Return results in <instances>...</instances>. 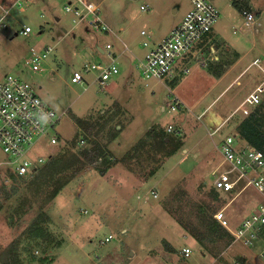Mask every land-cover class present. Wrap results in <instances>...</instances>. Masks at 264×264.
I'll list each match as a JSON object with an SVG mask.
<instances>
[{"label":"rangeland","instance_id":"obj_1","mask_svg":"<svg viewBox=\"0 0 264 264\" xmlns=\"http://www.w3.org/2000/svg\"><path fill=\"white\" fill-rule=\"evenodd\" d=\"M94 1L101 14H108L109 34L121 10L127 11L122 22L124 38L147 28L152 17L151 9H140L149 0ZM150 1L162 6L156 10L166 13L171 23L190 7L188 0H172L171 5H165L166 0ZM209 1L218 9L219 19L170 75L160 81L144 80L133 65V81L127 84L123 62L114 59L119 73L112 80L128 99L125 107L124 101L109 99L94 81L95 71L83 72L86 55L93 52L90 35L102 47L109 43L111 52L116 41L111 34L95 29L86 32L83 28L90 16L74 23L63 9L64 0H0L1 7L12 9L9 26L0 34V82L7 73L19 74L59 115L57 143H43L32 150L43 157L41 167L63 149L62 160L71 166L73 157L89 148L93 140L117 160L104 176L86 163L44 204L21 185L0 207V254L33 223L42 222L44 235L39 246L24 256L26 264H231L244 253L248 264H264L259 256L264 233L254 240L250 251L232 243L231 238L204 239L200 245L189 233L192 227H200L197 209L201 205L224 208L233 228L256 205L264 204L252 187L238 195L217 192L218 203L211 195L210 178L222 160V139L232 135L237 142H244L238 133V125L247 116L239 109L241 101L257 85H264V0H249V21L231 0ZM23 24L32 31L15 35L13 30ZM32 47L52 48L40 71L24 65ZM91 54L92 62L111 61L106 54ZM74 70L83 75L82 83L70 81ZM173 98L179 106L175 111L168 106ZM260 104H264V93ZM254 107L248 108V113ZM161 132L167 135L166 142L171 140L159 146L155 137ZM84 134L90 135L85 138ZM135 147L139 153L127 159ZM4 158L0 150V183L9 170ZM153 190L157 197H152ZM108 235L112 238L105 241ZM23 244L20 241L19 249ZM183 247L192 250L189 259L182 257Z\"/></svg>","mask_w":264,"mask_h":264},{"label":"built area","instance_id":"obj_2","mask_svg":"<svg viewBox=\"0 0 264 264\" xmlns=\"http://www.w3.org/2000/svg\"><path fill=\"white\" fill-rule=\"evenodd\" d=\"M190 8L184 14L180 23L155 46L149 47L148 41H143L142 46L146 48L142 60L138 64L141 76L144 80H158L170 75L174 68L182 61L184 55L201 42L219 19V11L209 0H188ZM147 4L140 6L141 10L148 9ZM63 9L70 13L73 22L78 23L90 19L88 25L100 32H107L108 27L100 12L99 3L94 0H64ZM247 20L252 15L246 11L242 12ZM12 9L0 6V34L5 32L9 26V17ZM15 35L25 36L32 31L29 25L23 24L13 30ZM145 32L141 31V35ZM111 46L106 45L105 54L111 61L107 64L89 61L83 66V72L95 71L97 74L94 81L104 87L105 83L115 77L118 67L109 52ZM50 48L43 50L30 48L24 61L31 71L42 70L41 63L46 58ZM254 63H258V60ZM264 71V67L262 68ZM70 81L82 83L83 75L79 71H72ZM264 93L263 83L257 85L254 90L246 96L239 109L248 114V108L254 107L261 102ZM173 104L168 106L175 111L179 106L176 98ZM59 115L50 108L37 94L31 84L19 74L7 73L0 82V150L5 155L4 162L9 172L17 177H28L44 164L43 157L32 154V150L43 143L55 144L58 135L55 127ZM171 126L166 131L170 132ZM213 132L209 134L212 136ZM222 160L215 170L210 173L212 188L220 193L240 194L246 188L252 187L264 198V153L248 145L245 141L237 142L232 135H226L219 146ZM152 197H157L156 192H150ZM213 218L225 228L232 236V243L242 245L246 250H251L254 240L259 239L264 233V204L256 205L249 215L244 218L238 226L231 228L230 222L224 212L219 208ZM112 238L108 235L105 241ZM244 253V252H243ZM183 258L189 259L192 250L183 247L181 250ZM246 253L241 254L231 264H248ZM264 260V249L259 255Z\"/></svg>","mask_w":264,"mask_h":264},{"label":"trees","instance_id":"obj_3","mask_svg":"<svg viewBox=\"0 0 264 264\" xmlns=\"http://www.w3.org/2000/svg\"><path fill=\"white\" fill-rule=\"evenodd\" d=\"M232 5L239 12H249V0H231ZM264 104L256 105L252 111H249L247 116L238 125V133L244 141L264 153ZM85 138L89 135L84 134ZM158 140L156 144L159 146L168 142L166 134L158 133ZM143 142H141V145ZM65 149L57 153L49 163L43 168L40 167L34 173L31 179L24 177H17L9 170L8 175L2 178L0 183V207L2 204L12 199L20 190L21 185H25V190L34 195L40 204L51 201L66 185L69 178L73 177L78 171L87 164L91 165L99 175L104 176L109 168L114 165L117 160H112L106 147H103L99 142L93 140L90 142V147L81 149L79 153L73 157L72 165H67L70 162L63 161L62 157L65 155ZM139 153V148L135 147L133 154H127L126 158L130 159L132 156ZM122 158L123 161L126 160ZM69 171L67 172V170ZM8 180V181H7ZM9 184H8V183ZM212 198L221 203L218 193L211 191ZM219 205L199 206L197 209V220L200 227H192L189 231L191 237L200 245L204 244V239L212 240L221 238H231V234L223 228L214 218L213 214L219 209ZM45 227L42 222L39 224L33 223L27 232L21 233V237L10 241L0 254V264H26L25 255L34 246H39V240L44 235ZM20 241L24 244L19 249ZM32 262V261H30Z\"/></svg>","mask_w":264,"mask_h":264},{"label":"crops","instance_id":"obj_4","mask_svg":"<svg viewBox=\"0 0 264 264\" xmlns=\"http://www.w3.org/2000/svg\"><path fill=\"white\" fill-rule=\"evenodd\" d=\"M165 2H166L165 5H171L172 0H169V2H168V0H166ZM145 4H147L149 6L148 9L152 10V13H150V15H152V17L148 18V21H147L148 27L145 28L146 30L143 28H141L139 31L135 30L134 33L126 34L125 38H124L122 36V34L124 32V25L122 22L126 18L127 11H122V10L118 13L120 15H117V18H116L118 21V23L116 22L117 25H112V28L111 29L109 28L110 34L116 40L114 42V50L111 52L110 51L111 48H110L109 52L112 55V57L115 59V61L119 60V61L123 62L124 66H125L123 73L125 76V83H127V84H130L133 81V77L131 74L132 70H133L132 69L133 65H135L139 71L138 64L142 60L143 55H144L145 51L147 50L146 48H144L142 46V42L148 41L149 47H152V46H155L156 44H158L162 39L167 37L168 34L180 23L184 14L190 8V7H188L187 10L183 11L180 14V16L178 17V19L175 22L171 23V22H169V20H168L169 16L166 15V13H164V14L162 13V15H161L160 11H157L159 9V8L157 9L158 4H156L155 2H151L150 0H149V2H146ZM158 7H162V6H158ZM173 12H175V10H173ZM103 16H104L103 20L105 21L106 17L108 16L107 12H104ZM55 20L59 21V17L56 16ZM83 21L84 20H82L80 22H83ZM84 26L85 27L83 29H86V32H90V30L92 29L88 25V23H86V25H84ZM63 31L66 32L65 29ZM141 31H144L145 34L141 35ZM138 32H139V35H138ZM102 33H106V35H110L108 33V30H107V32H102ZM78 38H79V41H81V38L80 37H78ZM89 38H90V43H91L90 46L93 49V52H91V53H93L94 55H98L100 57L104 56L105 52L107 51L106 45H108L109 43H107L105 45V47H102L98 43V41L96 40V38L94 36L90 35ZM117 41L119 42L118 45H117ZM196 46H198V44ZM51 49L52 48H50V51H51ZM193 49L190 52H188L186 55H184V57L189 55V53H191L193 51ZM41 50H43V49H41ZM141 51H142V54L140 53ZM28 52H29V50H28ZM91 53L86 55V57H87L86 63H88L90 60L92 61L93 58H92ZM184 57L182 59H184ZM88 59H89V61H88ZM121 59H123V60H121ZM108 60H110V59L108 58ZM99 87H101V86H99ZM119 88H120L119 85L117 83H115V81H113L112 79L107 81L105 83L104 87H101V89H103L105 92L108 93L109 99L114 98L117 101L119 100V102L124 101L123 104L126 107L125 103L128 102V99L123 97L124 94H121L122 91L119 90ZM125 151L126 150H123V152H125ZM183 152L186 153V150H184ZM170 252H172V251H170Z\"/></svg>","mask_w":264,"mask_h":264},{"label":"water","instance_id":"obj_5","mask_svg":"<svg viewBox=\"0 0 264 264\" xmlns=\"http://www.w3.org/2000/svg\"><path fill=\"white\" fill-rule=\"evenodd\" d=\"M13 219H11V221H12Z\"/></svg>","mask_w":264,"mask_h":264}]
</instances>
